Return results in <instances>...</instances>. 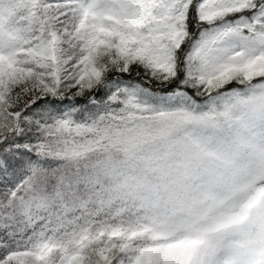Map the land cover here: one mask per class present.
<instances>
[{"label":"snow or ice","instance_id":"snow-or-ice-1","mask_svg":"<svg viewBox=\"0 0 264 264\" xmlns=\"http://www.w3.org/2000/svg\"><path fill=\"white\" fill-rule=\"evenodd\" d=\"M0 264H264V0H0Z\"/></svg>","mask_w":264,"mask_h":264}]
</instances>
